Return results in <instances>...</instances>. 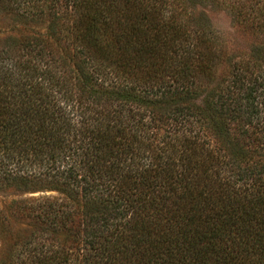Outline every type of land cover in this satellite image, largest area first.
<instances>
[{"label":"trees","instance_id":"1","mask_svg":"<svg viewBox=\"0 0 264 264\" xmlns=\"http://www.w3.org/2000/svg\"><path fill=\"white\" fill-rule=\"evenodd\" d=\"M0 264H264V0H0Z\"/></svg>","mask_w":264,"mask_h":264},{"label":"rangeland","instance_id":"2","mask_svg":"<svg viewBox=\"0 0 264 264\" xmlns=\"http://www.w3.org/2000/svg\"><path fill=\"white\" fill-rule=\"evenodd\" d=\"M203 12L210 20L214 29L225 38V43L234 50L246 49L255 37L240 30L234 21L233 14L224 6L207 2Z\"/></svg>","mask_w":264,"mask_h":264}]
</instances>
